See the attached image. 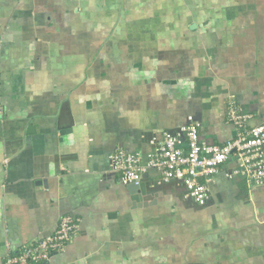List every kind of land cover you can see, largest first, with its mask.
Segmentation results:
<instances>
[{"label":"crops","instance_id":"crops-1","mask_svg":"<svg viewBox=\"0 0 264 264\" xmlns=\"http://www.w3.org/2000/svg\"><path fill=\"white\" fill-rule=\"evenodd\" d=\"M233 107L264 123V0H0V264L65 215L38 264H264V184L233 163L206 204L109 167L188 115L224 143Z\"/></svg>","mask_w":264,"mask_h":264},{"label":"built area","instance_id":"built-area-1","mask_svg":"<svg viewBox=\"0 0 264 264\" xmlns=\"http://www.w3.org/2000/svg\"><path fill=\"white\" fill-rule=\"evenodd\" d=\"M252 114L233 107L229 118L236 135L221 144L208 143L200 137V124L193 116L176 131H163L150 141L146 152L116 147L109 152L110 170L126 185L144 182L155 176L157 184L177 182L184 195L199 204L211 198L209 184L228 163L232 176L251 184H264V123H251ZM79 228V220L65 215L50 235L24 244L9 254L4 264H38L65 250Z\"/></svg>","mask_w":264,"mask_h":264},{"label":"water","instance_id":"water-1","mask_svg":"<svg viewBox=\"0 0 264 264\" xmlns=\"http://www.w3.org/2000/svg\"><path fill=\"white\" fill-rule=\"evenodd\" d=\"M127 187L129 191L132 193H139V192L145 193L146 192V186L144 182L140 183L139 185L131 183V184H128Z\"/></svg>","mask_w":264,"mask_h":264}]
</instances>
